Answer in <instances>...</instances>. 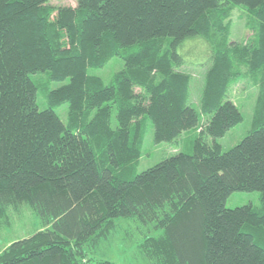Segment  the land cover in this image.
I'll list each match as a JSON object with an SVG mask.
<instances>
[{
  "label": "trees",
  "instance_id": "16d2710c",
  "mask_svg": "<svg viewBox=\"0 0 264 264\" xmlns=\"http://www.w3.org/2000/svg\"><path fill=\"white\" fill-rule=\"evenodd\" d=\"M50 1L0 0V221L26 205L41 224L0 264H113L93 253L120 218L146 227L149 264H264V0ZM238 7L242 43L230 35ZM198 41L196 105L183 67ZM114 58L108 82L88 72ZM240 82L257 87L252 128L224 151ZM147 120L155 143L199 130L192 151L136 172ZM237 191H257L259 206L226 207Z\"/></svg>",
  "mask_w": 264,
  "mask_h": 264
},
{
  "label": "rangeland",
  "instance_id": "374dc122",
  "mask_svg": "<svg viewBox=\"0 0 264 264\" xmlns=\"http://www.w3.org/2000/svg\"><path fill=\"white\" fill-rule=\"evenodd\" d=\"M50 4L75 6V0H51ZM231 38L239 43L250 34L244 25V14L240 7L233 10L231 18ZM192 48V47H189ZM193 54L190 53V63L183 67V70L191 74L190 82V101L198 105L200 91L202 87L205 63L207 58V47L203 41H198ZM202 63V65H201ZM122 68V62L116 58L112 59L106 66L98 70H89L105 82H108L113 73ZM38 77V75H37ZM68 80L62 82H51L50 88L57 87ZM257 96V87L252 83L240 82L233 86L229 91V98L239 108L242 114V121L232 127L223 137L217 139L222 150H227L239 142L246 133L252 128L254 105ZM37 106L40 110L46 108L44 97L37 93ZM55 113L65 121L67 118L68 104L63 103L54 108ZM114 120V119H113ZM195 128L183 131L181 135L173 141H153V128L149 120L141 143V155L139 157L136 172L145 170L161 159L168 157L177 152L190 153L194 139L198 136ZM210 141V139H207ZM244 204L259 206V193L257 191L233 192L226 201L225 206L233 208ZM41 224L30 207L20 205L10 209L7 212L5 220L0 221V252L7 247L12 241L31 235L35 230L40 228ZM151 230V228H148ZM146 227H142L138 222L132 219L120 218L116 220L113 233L108 240L102 241L97 249L94 250V258L98 260H109L113 264H149L148 260L138 251L137 243L142 238Z\"/></svg>",
  "mask_w": 264,
  "mask_h": 264
}]
</instances>
